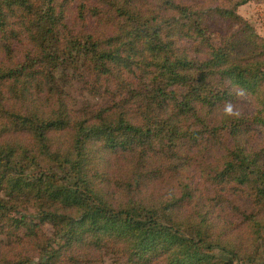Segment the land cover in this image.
I'll use <instances>...</instances> for the list:
<instances>
[{"label":"trees","instance_id":"1","mask_svg":"<svg viewBox=\"0 0 264 264\" xmlns=\"http://www.w3.org/2000/svg\"><path fill=\"white\" fill-rule=\"evenodd\" d=\"M245 2L0 0V264H264Z\"/></svg>","mask_w":264,"mask_h":264},{"label":"rangeland","instance_id":"2","mask_svg":"<svg viewBox=\"0 0 264 264\" xmlns=\"http://www.w3.org/2000/svg\"><path fill=\"white\" fill-rule=\"evenodd\" d=\"M239 1V0H233ZM238 15H240L248 24L256 31V33L264 38V0H246V2L236 9ZM67 91L72 98L75 99L77 103L89 102L92 104L101 103L100 98H92L88 95L86 91L83 90L82 84L75 80L71 79L67 86ZM27 212L33 214L32 210ZM43 230L50 235L51 229L48 225H43ZM105 264H116L114 258L105 257Z\"/></svg>","mask_w":264,"mask_h":264}]
</instances>
